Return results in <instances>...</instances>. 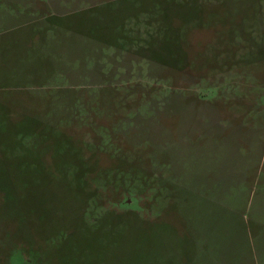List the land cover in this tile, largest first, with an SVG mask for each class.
<instances>
[{
	"label": "rangeland",
	"instance_id": "374dc122",
	"mask_svg": "<svg viewBox=\"0 0 264 264\" xmlns=\"http://www.w3.org/2000/svg\"><path fill=\"white\" fill-rule=\"evenodd\" d=\"M0 264H264V0H0Z\"/></svg>",
	"mask_w": 264,
	"mask_h": 264
},
{
	"label": "trees",
	"instance_id": "16d2710c",
	"mask_svg": "<svg viewBox=\"0 0 264 264\" xmlns=\"http://www.w3.org/2000/svg\"><path fill=\"white\" fill-rule=\"evenodd\" d=\"M112 216V215H111Z\"/></svg>",
	"mask_w": 264,
	"mask_h": 264
}]
</instances>
